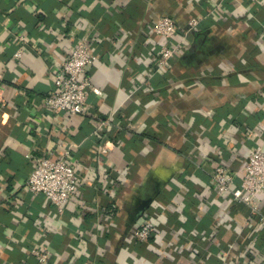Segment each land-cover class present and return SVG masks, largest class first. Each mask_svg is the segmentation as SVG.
Wrapping results in <instances>:
<instances>
[{
    "label": "crops",
    "instance_id": "obj_1",
    "mask_svg": "<svg viewBox=\"0 0 264 264\" xmlns=\"http://www.w3.org/2000/svg\"><path fill=\"white\" fill-rule=\"evenodd\" d=\"M164 16L189 43L168 70ZM78 40L103 94L84 115L53 113L43 100ZM0 81V264H264V222L211 180L264 148V0H0ZM62 149L81 185L60 213L26 182ZM254 203L264 216V194Z\"/></svg>",
    "mask_w": 264,
    "mask_h": 264
},
{
    "label": "built area",
    "instance_id": "obj_2",
    "mask_svg": "<svg viewBox=\"0 0 264 264\" xmlns=\"http://www.w3.org/2000/svg\"><path fill=\"white\" fill-rule=\"evenodd\" d=\"M198 26V20L192 19L188 23L189 30ZM162 43L156 60L158 69H170V61L189 48L185 36L188 31L179 28L175 21L168 16L157 20L153 28ZM179 38V39H177ZM21 42L24 36L18 38ZM22 48L14 52V57L20 59ZM98 59L87 40H78L70 51L68 58L55 72L54 89L44 98V107L53 113H66L71 116L84 115L88 109L89 93L102 96L103 92L92 85L88 68ZM3 102V87L0 81V103ZM100 153H106L101 147ZM71 152L62 149L57 158L40 157L31 176L26 182V188L35 195H43L57 210L62 213L69 202L77 195L81 177L70 159ZM236 172L224 165L216 166L211 172L213 186L219 194L231 196L238 203L251 208L264 222V216L254 200L264 194V148L258 146L249 153L239 172L240 185L235 186ZM156 222L151 216H145L141 225L132 232L134 239L145 242L155 235ZM34 254L40 262H45L47 254L39 246L33 248Z\"/></svg>",
    "mask_w": 264,
    "mask_h": 264
},
{
    "label": "water",
    "instance_id": "obj_3",
    "mask_svg": "<svg viewBox=\"0 0 264 264\" xmlns=\"http://www.w3.org/2000/svg\"><path fill=\"white\" fill-rule=\"evenodd\" d=\"M148 203H149V202H145L144 206L141 207V210H142L143 208H145V207L148 205Z\"/></svg>",
    "mask_w": 264,
    "mask_h": 264
}]
</instances>
